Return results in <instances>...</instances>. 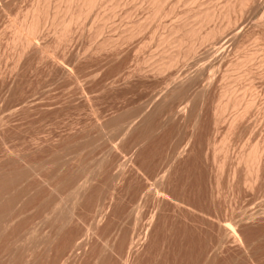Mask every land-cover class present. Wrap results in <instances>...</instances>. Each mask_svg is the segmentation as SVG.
<instances>
[{"label": "rangeland", "instance_id": "374dc122", "mask_svg": "<svg viewBox=\"0 0 264 264\" xmlns=\"http://www.w3.org/2000/svg\"><path fill=\"white\" fill-rule=\"evenodd\" d=\"M5 1L9 2V6ZM5 1L0 0V199L5 195L0 200V214L8 219L10 227L3 230L5 232L0 229L3 234H0V264H264V215L260 212L264 206V181L257 183L256 188L252 187L249 184L251 173L244 171L246 168L242 167L239 159L236 160L241 150L248 147L246 142H250L254 127L235 144L231 138H234L233 129L227 126L233 120L236 109L228 107L223 114L220 113L222 120L214 121L211 116L214 108L211 107L218 103L217 91L220 87L216 86H221L223 81L220 79L210 88L208 96L204 100L202 98L203 101L198 93L206 84L205 78L187 89L191 92L189 94L184 89L171 88L173 81L175 83L176 79L187 76L183 73L190 72L188 75H191L195 72V65L201 62L197 59L200 56L203 58L210 48L214 50L217 45L213 40L228 33L231 26L221 30V35L218 32L216 35L219 37L215 35L210 39L211 45L207 41L198 46L197 52L180 58L181 61L173 64L171 70L168 68L163 73L154 68L156 60L163 57L162 46L158 43L160 33L168 32L183 11L196 9L193 7L197 6V1L166 0L165 6L175 10L162 18L155 10L156 6L148 0H114L116 5L113 10L99 9L98 5H94L71 26L73 37L71 31L62 36L61 25H51L50 20L47 23L43 20L41 30L45 32L41 31L42 38L39 41L36 39V42H48L49 51L39 58L30 49L19 55V47L11 40L14 24L24 19L31 7L29 4L35 0H17L13 1L14 5L12 0ZM254 1L245 5L244 11L248 13L244 17L237 15L238 21L243 19L238 23L247 25L246 39H251L252 26L264 29L261 14L253 10ZM208 2L210 6H218L224 0ZM100 11L106 17H97ZM64 13L59 14L60 20L67 17ZM92 13H95L94 19ZM191 20L187 21L193 24ZM217 22L212 20L208 25ZM128 26L135 28L134 33ZM127 28L130 30L126 32ZM21 56H26V61ZM19 58L23 61L21 65L16 63ZM55 65L60 67L55 68ZM226 68L223 66L221 72ZM259 69L256 65V71ZM168 85L171 89L165 90ZM232 86H235L234 82ZM252 89L249 107L252 110L256 107L253 113H259V117L253 118H260L258 122L261 123L264 120L260 117L264 112V99L261 98L264 97L257 94L255 88ZM161 91L164 95L168 91L170 94L176 91L169 98V94L164 96L168 98L165 106L162 100H158L162 99ZM257 95L262 101L257 100ZM151 101L160 102L159 105L163 106L161 110L158 104L154 105ZM147 106L149 109L152 106V112L154 106L159 110H154L153 115ZM146 111H150L153 117ZM148 116H151L150 119H147ZM239 120L237 122L244 121L243 118ZM129 122L133 127L137 123L141 125L130 129ZM259 133L252 143L263 141L260 138H264V132L261 130ZM221 147L232 151L233 167H229L231 173L228 166L224 168L223 182L218 185L215 181L218 167L212 164L211 157V162L208 158L214 148L219 151ZM223 154L219 151V155ZM25 165V169L28 167L31 170L26 171V177L23 174ZM237 168H243L244 172L237 173L239 177L242 175L243 181L236 176ZM9 175L12 177H7ZM237 184L245 193L238 191ZM236 192L239 193L237 199ZM250 202L261 206L257 208L253 203L254 209ZM249 203L253 211L258 210V216L253 215L255 219L252 216L250 221L245 218L246 224L244 219L240 220L238 209L237 212L234 209L239 205L241 211L244 206V209L248 207L252 211L247 206ZM234 211L239 216L234 215ZM232 217L240 220L242 228L237 225L238 231H241L239 234L243 233L240 235L243 244L225 233L220 225L228 224ZM226 234L227 239L222 238Z\"/></svg>", "mask_w": 264, "mask_h": 264}, {"label": "bare ground", "instance_id": "6f19581e", "mask_svg": "<svg viewBox=\"0 0 264 264\" xmlns=\"http://www.w3.org/2000/svg\"><path fill=\"white\" fill-rule=\"evenodd\" d=\"M3 1H5V0H3ZM8 1H10V0H8ZM13 1L15 2V1H17V0H12V4H13ZM33 1V0H32ZM126 1V0H125ZM166 0H148V2H150L151 4H154L155 6H156V12H157V14H159L160 16L159 17H161V16H167V15H169L170 13H172V11H174L173 10V8H168V7H166L165 6V4H166V2H165ZM185 1V0H184ZM194 1H197L198 2V4H197V6H195V7H193V8H196V9H194V10H186V11H183L184 13H183V15L182 16H179L178 17V19L175 21V22H173L172 23V25H171V29L168 31V32H163V33H160V31L162 32V30H160V31H158L161 35H160V42H158V43H160L161 44V46H162V53H163V57H161V60H159V61H157L156 60V62L154 63V68L157 70V71H160V72H163L164 70H167L168 68L171 70V66L173 65V64H175L178 60H180V58H182V57H189V56H187L188 54H190V53H193L194 51H196V48L198 47V46H200V45H202V44H204V43H207V41H210V39H212V38H215V35L219 32V34H220V31L221 30H223L224 31V28H228V26H229V28H230V26H231V30L228 32V33H223L224 34V36H222V37H219V36H217V37H219V38H216L215 40H213L214 42V44L215 45H217V47L214 49V50H212L211 51V48H210V50L209 51H205V52H207L206 53V55L204 56L203 55V58H202V56H200L201 58H198L197 60H198V62H199V59H200V63H199V65L197 66V65H195V67H197V68H194V70H195V72H192L191 73V75H188L187 74V72L186 73H183V74H186L187 76H183V77H185L184 79H183V77H182V79H181V77H180V80H177L176 79V81H175V83H174V81H173V79H172V84H174L173 86H172V84H171V82H170V86H172L171 88L174 90V89H177V90H179V88L181 89V90H183L184 89V91H187L188 92V94H189V92L190 91H188L187 89H191L190 87L194 84V85H196L197 84V82H199V80L202 82L203 81V78H205L207 81H205V83L207 84H205V86L204 87H202V89L200 90V92L198 93V95L200 94L201 96V100H202V98H203V100L208 96V94H209V90H210V88L211 87H213V85H215V83L217 84V81L219 82V79L220 80H222L223 82H222V84H221V86H216L217 88H219L220 87V89H219V91H217V98H218V101H216V102H218L214 107H211V108H214L213 109V115H211V116H213V119H214V121L215 122H217V121H220V120H222V119H220V113H222L224 110H226L228 107H233V109L235 108L236 109V112H235V116L234 115H232V116H234V118H233V120L229 123V125L227 126V127H229L230 126V128H232L233 129V134H234V138L233 137H231L233 140H234V143H235V141H237L238 142V140L240 139L241 140V138L240 137H243L244 135L243 134H247L246 132H248L249 130H252V129H250V128H252V127H254V130L253 131H251L252 132V134H250V142L249 143H247L246 142V144H248V147H246L245 149H243V150H241V152L239 153V155H238V158L236 159V160H238L239 159V161H240V163L242 164V167L244 166L246 169H244V171L245 170H247V172H250L251 173V178L249 179V184L252 186V187H255V185L257 184V183H259V182H263L264 181V138H262V136H261V138H260V140L261 139H263V141H259V142H257V143H252L254 140H255V138L257 137V135H258V133L259 132H261V130H262V133L264 132V120H262V122L261 123H259L258 122V120L260 119H255L256 117H259L258 115H259V113H258V115L256 114V113H253V110L256 108V107H254V109L252 110V108H250L249 107V105H250V102L252 101V97L251 96H249V95H251L250 94V91H251V89L252 88H255V90L257 91L256 93L258 94L259 93V95H263V97H264V29H263V27H261L262 29H258V28H256L255 27V29L253 28V26H252V30H251V39H246V32L248 31V29L246 30V28H245V26H247V25H244L243 23H238L239 21H242L243 19H242V17H244V15H245V11H244V7H245V5L246 4H249V2H251V1H254V0H224V2L222 3H220V4H218V6H210V3L208 2V0H194ZM214 1V0H213ZM11 2V1H10ZM145 2H147L146 0H145ZM170 2V1H169ZM174 2V1H173ZM176 2H178V1H176ZM185 2H187V1H185ZM255 2V1H254ZM1 3V2H0ZM3 3V2H2ZM5 3H6V1H5ZM8 3V6H9V2H7ZM6 3V4H7ZM126 3V2H125ZM142 3V2H141ZM5 4V6H7ZM17 4V3H16ZM123 4V3H122ZM151 4L149 5V6H151ZM188 4V3H187ZM186 4V5H187ZM190 4H191V2H190ZM194 4H195V2H194ZM195 4V5H196ZM1 5H3L4 6V4H1ZM14 5V4H13ZM29 5H31V7L28 9V12H27V14H25V17H24V19L20 22V21H18L19 19H17V20H14V21H18L19 23H16V24H14V22H13V24H14V30L12 31V33L14 32V35H13V38H11V40H12V43H14L15 45H17L18 47H19V49L20 50H18L17 48V50L18 51H20L19 53V55H22V54H24L26 51L28 52V49H30V52H32V53H34V55L36 54V55H38V58L39 57H41L42 55H44V54H46L49 50H47V44L46 43H48V42H46L45 40V38H44V41L46 42V43H39L38 41H39V39H40V35H41V26H43L42 24H44L42 21L44 20V21H46V23H47V20H50L49 22L51 23V25L52 24H54V25H56L57 24V26L59 25H61L62 26V30H61V34H62V36H63V34L65 35L67 32H69V31H71L70 29L72 28L71 26L74 24V23H76L77 21H79V20H81V17L85 14V12H86V10H88L89 8H91L92 6H94V5H98V7H99V9L101 8V9H104V10H113L114 8H115V1L114 0H35L34 2H33V4H29ZM120 5V4H119ZM175 5V4H174ZM177 5H179V4H177ZM183 5H185V4H183ZM213 5V4H212ZM3 6H1V7H3ZM147 6V5H146ZM169 6V5H168ZM248 6V5H247ZM29 7V6H28ZM148 7V6H147ZM173 7V6H172ZM187 7H189L188 5H187ZM131 8V7H130ZM149 8V7H148ZM251 8L252 7H250L249 9L251 10ZM1 10H2V8H0ZM7 9V8H6ZM95 9V8H94ZM96 9H97V7H96ZM117 9V8H116ZM150 9V8H149ZM153 8H151V10H152ZM176 9H178V6L176 7ZM247 9V8H246ZM98 10V9H97ZM128 10V13L127 14H129V8L127 9ZM131 10V9H130ZM133 10V9H132ZM154 10V11H155ZM254 12L256 11L257 12V14H261L260 15V20L264 23V0H258V1H256L255 2V6H254ZM252 10V11H253ZM89 11V10H88ZM95 11V10H94ZM99 11V10H98ZM150 11V10H149ZM153 11V10H152ZM25 12H26V10H25ZM62 12H65L64 14H66L67 13V17H64V19H59V17H61L59 14L60 13H62ZM96 12V11H95ZM103 11H100V13H98L97 14V17L99 16V17H106L105 15H103V13H102ZM106 12V11H105ZM111 13H112V11H111ZM126 13V12H125ZM125 13H124V15H125ZM182 13V12H181ZM180 13V14H181ZM248 13V12H247ZM246 13V14H247ZM251 13V12H250ZM93 14V13H92ZM95 14V13H94ZM94 14H93V18L92 17H90V18H92V19H94ZM105 14H107V12L105 13ZM108 14H110V13H108ZM174 14H175V12H174ZM241 15L242 17H240L242 20H237V15ZM10 15V14H9ZM42 15V16H41ZM172 15V14H171ZM176 15L178 16V14H177V11H176ZM175 15V16H176ZM255 15V14H254ZM59 16V17H58ZM62 16H63V14H62ZM90 16V15H89ZM92 16V15H91ZM157 16V15H156ZM239 17V16H238ZM22 18H23V15H22ZM150 18V17H149ZM162 18V17H161ZM176 18V17H175ZM189 18H192V20H193V24H191L190 22H188L187 20L189 19ZM239 18V19H240ZM255 18V17H254ZM15 19V18H14ZM98 19V18H97ZM136 19V18H135ZM141 19V18H140ZM139 19V20H140ZM146 18H144V20H145ZM245 19H246V17H245ZM244 19V20H245ZM250 19V18H249ZM13 20V19H12ZM11 20V21H12ZM21 20V19H20ZM99 20V19H98ZM102 20V19H101ZM148 20V19H147ZM191 20V21H192ZM212 20H216V22L217 23H215V24H213V25H208L209 24V22L210 21H212ZM91 21V20H90ZM90 21H88V22H90ZM97 21V20H96ZM95 21V22H96ZM105 21V20H104ZM131 21H133V20H131ZM93 22V21H92ZM98 22V21H97ZM133 22H135V21H133ZM133 22H130V23H133ZM162 22V21H161ZM245 22V21H244ZM42 23V24H41ZM129 23V24H130ZM138 23V22H137ZM136 23V24H137ZM164 23V22H163ZM248 23V22H247ZM261 23V22H260ZM263 23H262V25H263ZM9 24V23H8ZM78 24V23H77ZM82 24V23H81ZM86 24H87V22H86ZM85 24V25H86ZM93 24V23H92ZM96 24V23H95ZM94 24V25H95ZM100 24H101V22H100ZM135 24V23H134ZM143 24V23H142ZM191 24V25H190ZM212 24V23H211ZM253 24V23H252ZM88 25V24H87ZM139 25H140V23H139ZM144 25V24H143ZM160 25V24H159ZM244 25V26H243ZM254 25V24H253ZM257 25H258V23H257ZM10 26V25H9ZM12 26V25H11ZM10 26V27H11ZM60 26V27H61ZM77 26V25H76ZM93 26V25H92ZM99 26V25H98ZM105 26H106V24H105ZM136 26H138V24L136 25ZM264 26V25H263ZM53 27H55V26H53ZM73 27H75V26H73ZM78 27V26H77ZM81 27V26H80ZM89 27H90V25H89ZM96 27V26H95ZM101 27V26H100ZM104 27V26H103ZM129 27V26H128ZM133 27V26H132ZM158 27V26H157ZM160 27V26H159ZM163 27V26H162ZM168 27V26H167ZM250 27V26H249ZM258 27V26H257ZM44 28V27H43ZM55 28H57V27H55ZM85 28H86V26H85ZM126 28V27H125ZM130 28V27H129ZM226 28V29H227ZM251 28V27H250ZM259 28H260V26H259ZM4 29V28H3ZM58 29V28H57ZM56 29V30H57ZM60 29V28H59ZM131 29V28H130ZM130 29H126L125 31L127 32V30H130ZM144 29V28H143ZM85 30H87V29H85ZM93 30H95V28L93 27ZM92 30V31H93ZM100 30H102V29H100ZM105 30V29H104ZM135 30V28L133 29H131L130 30V32H133ZM138 30V29H137ZM164 30V29H163ZM166 30H168V29H166ZM249 30V31H250ZM59 31V30H58ZM91 31V30H90ZM139 31V30H138ZM45 31H42V33H44ZM86 32V31H85ZM95 32V31H94ZM99 32V31H98ZM4 33V32H3ZM55 33H57V32H55ZM60 33V32H59ZM88 33V32H87ZM134 33V32H133ZM132 33V34H133ZM137 33V32H136ZM81 34V33H80ZM80 34H79V36H80ZM92 34V33H91ZM120 34H121V32H120ZM123 34V33H122ZM126 34V33H125ZM248 34V33H247ZM44 35V34H43ZM46 35V34H45ZM72 35H74L73 33H72V31H71V36ZM86 35V34H85ZM93 35H96V33L95 34H93ZM127 35V34H126ZM221 35V34H220ZM47 36V35H46ZM55 36V35H54ZM54 36H52V38L54 37ZM90 36V35H89ZM120 36V35H119ZM132 36V35H131ZM159 36V35H158ZM10 37H12V36H10ZM44 37V36H43ZM73 37V36H72ZM124 37H126V36H124ZM247 37H248V35H247ZM42 38V37H41ZM57 38V37H56ZM65 38V37H64ZM66 38H67V36H66ZM120 38H121V36H120ZM130 38V37H129ZM128 38V39H129ZM36 39L38 40L37 42H36ZM55 39V38H54ZM106 39V38H105ZM109 39V38H108ZM112 39V38H111ZM159 39V38H158ZM51 40V39H50ZM64 40V39H63ZM102 40H103V38H102ZM101 40V41H102ZM110 40V39H109ZM119 40V39H118ZM121 40V39H120ZM125 40V39H124ZM41 41V40H40ZM43 41V42H44ZM48 41V40H47ZM65 41H67V40H65ZM72 41V40H71ZM104 41H106V40H104ZM58 42V41H57ZM68 42V41H67ZM66 42V43H67ZM111 42V41H110ZM110 42H109V44H110ZM211 42L212 41H210V45H211ZM64 43V42H63ZM107 43V42H106ZM212 43V45H214ZM252 43H254V45H252ZM52 44V43H51ZM78 44V43H77ZM101 44V43H100ZM53 45H54V43H53ZM57 45H61V44H57ZM102 45V44H101ZM206 45V44H205ZM209 45V46H210ZM13 46V45H12ZM76 46V45H75ZM187 46L188 47H190V48H188L187 49ZM16 47V46H15ZM101 47V46H100ZM212 48H213V46H211ZM215 47V46H214ZM200 48V47H199ZM15 49V50H16ZM73 49H74V47H73ZM15 51V52H18V51ZM198 50V49H197ZM29 52V53H30ZM52 52V51H51ZM50 52V54H52ZM197 52V51H196ZM71 53V52H70ZM28 54V53H27ZM26 54V55H27ZM196 54V53H195ZM18 55V54H17ZM30 55H31V53H30ZM29 55V59L31 60V56ZM192 55V54H191ZM233 55V57L231 58V56ZM24 56V55H23ZM33 56V55H32ZM46 56H48V55H46ZM53 55H50V57H52ZM59 56V55H58ZM198 56V55H197ZM197 56H195V57H197ZM17 57V56H16ZM22 57V56H21ZM27 57H28V55H27ZM26 56L25 57H22L23 59L24 58H27ZM36 57V56H35ZM76 57H77V55H76ZM21 58V59H22ZM48 58V57H47ZM46 58V59H47ZM52 58H54L55 59V57H52ZM58 58V57H57ZM61 59L63 58V57H60ZM67 58H69V57H67ZM70 58L72 59V56H70ZM16 59V58H15ZM15 59H13V60H15ZM40 59H42V58H40ZM50 59V58H49ZM60 59V60H61ZM158 59H160V58H158ZM25 60V59H24ZM39 60V59H38ZM195 60V59H194ZM26 61V60H25ZM56 61H57V59H56ZM62 61H63V59H62ZM64 61H66L65 59H64ZM181 61V60H180ZM196 61V60H195ZM16 62V61H15ZM20 62V63H19ZM23 62V61H22ZM21 61H20V58L19 59H17V62L16 63H19L20 65H21V63H22ZM27 62H29V61H27ZM179 62V61H178ZM52 63H53V61H52ZM57 63V62H56ZM62 63H64V62H62ZM68 63H70V62H68ZM195 62H193V64H194ZM53 64H55V61H54V63ZM59 64H61V62H59ZM141 64V63H140ZM191 64V63H190ZM18 65V64H17ZM16 65V66H17ZM62 65V64H61ZM64 65V64H63ZM62 65V66H63ZM256 65L259 67V68H261V70L260 71H256ZM58 66V65H57ZM64 66H66L67 67V65L65 64ZM63 66V67H64ZM71 66H72V64H71ZM136 66V65H135ZM175 66V65H174ZM189 66V65H188ZM223 66H225V67H227L226 69H225V71H223L224 70V68H223V72H221V68L223 67ZM60 67V66H59ZM59 67H56V65H55V68H59ZM74 67V66H73ZM140 67V66H139ZM192 67V66H191ZM190 67V68H191ZM173 68V67H172ZM63 69H65L66 70V68H63ZM69 69V68H68ZM71 69H72V67H71ZM70 69V70H71ZM137 69V68H136ZM180 69V68H179ZM183 69V68H182ZM181 69V70H182ZM258 69V68H257ZM58 70V69H57ZM69 70V71H70ZM184 70V69H183ZM193 70V71H194ZM210 70V71H209ZM59 71V70H58ZM72 71V70H71ZM133 71H135V70H133ZM138 71H140V68H138ZM192 71V70H191ZM207 71H209L208 73H207ZM66 73H67V70L65 71ZM73 72V71H72ZM179 72H182V71H179ZM183 72H185V71H183ZM61 73H63L64 74V72H63V70L61 71ZM158 73V72H157ZM164 73V72H163ZM177 73H178V71H177ZM177 73H176V75H177ZM140 74V73H139ZM180 74L181 73H179L178 75L180 76ZM73 75V74H72ZM174 76V75H173ZM172 76V77H173ZM182 76V75H181ZM171 77V78H172ZM178 78V77H177ZM170 79V78H169ZM202 79V80H201ZM174 80H175V78H174ZM232 82H234V84H235V86H232ZM167 83V82H166ZM204 83V82H203ZM201 84V83H200ZM220 84V83H219ZM168 85V87H165L164 89L166 90H170L171 88H170V86ZM170 88V89H169ZM192 88H194V87H192ZM81 89H84L83 87H81ZM186 89V90H185ZM200 89V88H199ZM213 89V88H212ZM176 90V91H177ZM216 90V89H215ZM253 90V89H252ZM176 91H174V93L176 92ZM162 92V91H161ZM160 92V93H161ZM165 92V94H166V91H164ZM178 92H181V91H178ZM187 92H185V93H187ZM157 94H158V92H156ZM160 93H159V95H160ZM171 93H173V92H171ZM173 93V94H174ZM191 93V92H190ZM162 94H163V92H162ZM161 94V96H162V99H158V97H157V95H156V97L155 98H157L159 101H161L162 100V105L163 106H165V103L167 102V99L169 98V96L170 95H173V94H170V92L168 91V94H166V95H162ZM176 94V93H175ZM183 94V93H182ZM187 94V95H188ZM197 94V93H196ZM168 95V98H166V97H164V96H167ZM184 95V94H183ZM186 95V96H187ZM259 95H257V96H259ZM155 95H153V97H154ZM161 96H160V98H161ZM166 98V99H164V98ZM171 97V96H170ZM260 97L261 96H259V98L257 99V100H260ZM157 99H156V101H157ZM163 99L164 100H166L165 102L163 101ZM261 99H264V98H261ZM152 100V99H151ZM202 100V101H203ZM217 100V99H216ZM256 100V101H257ZM153 101H154V99H153ZM213 101V100H212ZM260 101H262V100H260ZM152 102V101H151ZM169 102V101H168ZM159 103L160 102H157V104L159 105ZM189 103V102H188ZM199 103H200V101H199ZM204 103H205V101H204ZM215 103V102H214ZM256 103V102H255ZM149 104V103H148ZM152 104H154V105H157L156 104V102L155 103H153L152 102ZM256 104H259L258 102L256 103ZM261 104V103H260ZM259 104V105H260ZM264 104V102H262V105ZM151 105V104H150ZM162 105H159L160 106V110H161V107H163ZM190 105V104H189ZM197 105H198V103H197ZM200 105V104H199ZM202 105V104H201ZM206 105V104H205ZM214 105V104H213ZM212 105V106H213ZM258 105V106H259ZM145 106V105H144ZM208 106V105H207ZM255 106H257V105H255ZM148 107V106H147ZM152 107V106H151ZM150 107V109L152 110V108ZM187 107V106H186ZM185 107V108H186ZM203 107V106H202ZM209 107V106H208ZM157 109V106H154V108H153V112L149 109V107L147 108V109H149L152 113H153V115H154V112L155 111H157L158 112V110L159 109ZM159 108V107H158ZM184 108V107H183ZM260 108V107H259ZM146 109V110H147ZM202 109V108H201ZM230 109V108H229ZM234 109V110H235ZM258 109V108H257ZM262 109V108H261ZM155 110V111H154ZM184 110V109H183ZM196 110V109H195ZM202 110H204V109H202ZM232 110V109H231ZM142 111H143V109H142ZM148 111V110H147ZM146 111V112H147ZM149 111V112H150ZM185 111V110H184ZM188 111H189V109H188ZM264 111V110H263ZM262 111V112H263ZM149 112H147V113H149ZM260 112H261V110H260ZM261 112V113H262ZM182 113V112H181ZM181 113H179L180 115H181ZM198 113V112H197ZM212 113V112H211ZM210 113V114H211ZM151 113H149V115H150ZM187 114V113H186ZM185 114V115H186ZM202 114V113H201ZM223 114V113H222ZM254 114H256V115H254ZM142 115V114H141ZM143 115H145V116H147L146 114H144L143 113ZM143 115H142V118H143ZM152 115V114H151ZM153 115H152V117H153ZM261 115V114H260ZM210 116V117H211ZM232 116L230 117V118H232ZM253 116H255V118H253ZM140 117V116H139ZM149 117V116H148ZM147 117V119H150V117L148 118ZM207 117V116H206ZM224 117V116H223ZM261 118L262 117H264V112H263V115H261L260 116ZM239 118H243L244 119V121L243 122H237V120H239ZM139 119V118H138ZM137 119V120H138ZM140 119H141V117H140ZM264 119V118H263ZM224 120V119H223ZM132 121L134 122L135 120L134 119H132ZM142 121H144V120H142ZM142 121L140 122V123H142ZM145 121H146V118H145ZM144 121V122H145ZM197 120H195V122H196ZM229 121H230V119H229ZM228 121V122H229ZM239 121H241V120H239ZM130 122H131V120H130ZM130 122H129V124H130ZM133 122H131V123H133ZM143 122V123H144ZM146 122H148V120L146 121ZM194 122V123H195ZM198 122V121H197ZM136 123V122H135ZM138 123H139V120H138ZM137 123V125H141V124H138ZM220 123V122H219ZM128 124V123H127ZM214 124V123H213ZM212 124V125H213ZM133 125H134V123H133ZM137 125H135V127L137 126ZM197 124H195L194 126H196ZM218 125V124H217ZM253 125H255V126H253ZM128 126V125H127ZM130 126H131V124H130ZM129 126V127H130ZM146 126H149V125H146ZM132 128H130V129H135V127H133V126H131ZM144 127H145V124H144ZM150 127V126H149ZM223 127V126H222ZM139 128H140V126H139ZM215 128V127H214ZM229 128V129H230ZM144 129V128H143ZM127 131V130H126ZM128 132V131H127ZM213 133V132H212ZM128 134V133H127ZM249 134V133H248ZM261 133H259V135H260ZM243 135V136H242ZM258 135V136H259ZM264 135V134H263ZM233 136V135H232ZM213 138V137H212ZM211 138V139H212ZM216 139V138H215ZM215 139H214V141H215ZM232 139L230 140V141H232ZM258 139V138H257ZM220 140V139H219ZM218 140V141H219ZM239 140V141H240ZM224 141H225V139H224ZM215 142H217V141H215ZM223 142V141H222ZM211 143V142H210ZM214 143V142H213ZM218 143V142H217ZM216 143V144H217ZM224 143V142H223ZM212 144V143H211ZM231 144V143H230ZM233 144V143H232ZM236 144V143H235ZM238 144V143H237ZM245 144V145H246ZM252 144H254V145H252ZM214 145H215V143H214ZM213 145V146H214ZM221 145V144H220ZM244 145V146H245ZM217 146V145H216ZM230 146V145H229ZM228 146V147H229ZM225 148H227V147H225ZM225 148H223V147H221L220 148V152H223L224 154L223 155H219V151H217L218 150V148H214L213 149V151H212V155L210 156L209 155V160L208 161H210V157H211V159H212V164H214V165H216L217 167H218V170H219V173H218V176L216 175V182L218 183V185L219 184H221V182H223V180H222V178H223V176L225 175H223V170H224V168L225 167H227L228 166V169L230 170V168L232 169V167L233 166H231L232 165V158L233 157H231L230 156V153L232 152L231 150H229V149H225ZM212 150V149H211ZM231 151V152H230ZM206 153V152H205ZM232 154V153H231ZM208 157V156H207ZM20 158H21V156H20ZM235 158H236V156H235ZM16 160V159H15ZM17 160H18V157H17ZM16 160V161H17ZM132 160V159H131ZM205 161H207V160H205ZM130 162V161H129ZM211 162V161H210ZM238 162V161H237ZM134 164V163H133ZM240 165V164H239ZM27 166H29V165H27ZM133 166V165H132ZM211 166H213V165H211ZM210 166V167H211ZM25 167H26V165L24 166V169H25ZM136 167V166H135ZM214 167V166H213ZM230 167V168H229ZM240 167V166H239ZM243 167V168H244ZM31 168V167H30ZM209 168V167H208ZM243 168H241V169H243ZM138 169H140V168H138ZM210 169V168H209ZM214 169V168H213ZM238 169V168H237ZM237 169H235V171L237 170ZM239 170L238 169V172L236 171L235 173H236V176L238 175L237 173H239L240 171H242V170ZM27 170H30V169H28V167H27V169H25L24 171H25V173L23 172V174H25V177H26V171ZM212 170V169H211ZM214 170H216V168L214 169ZM217 170V171H218ZM221 170V171H220ZM229 170H227L228 172H229ZM31 171V170H30ZM30 171H28V173L30 172ZM217 171H216V173H217ZM226 171V170H225ZM244 171H242V172H244ZM74 172V171H73ZM166 172V171H165ZM210 172V171H209ZM214 172V171H213ZM227 172V173H228ZM72 173V172H71ZM215 173V174H216ZM230 173H231V170H230ZM8 174V173H7ZM22 174V178H25L24 177V175ZM30 174V173H29ZM28 174V175H29ZM132 174V173H131ZM162 174H164V173H162ZM213 175H214V173H212ZM229 174V173H228ZM227 174V175H228ZM240 174V173H239ZM242 174V173H241ZM2 175V173L0 172V176ZM68 175H71V174H68ZM74 175V174H73ZM6 176V175H5ZM72 176V175H71ZM75 176V175H74ZM164 176V175H163ZM215 176V175H214ZM241 177H242V175H240ZM4 176H2V178H3ZM7 177H12V176H7ZM68 177V176H67ZM210 177V176H209ZM238 177H239V175H238ZM241 177H239V178H241ZM6 178V177H5ZM9 178L7 179V180H9ZM75 178V177H74ZM160 178V177H159ZM166 178H167V175H166ZM166 178H165V180H166ZM228 178V177H227ZM235 178V177H234ZM238 178V179H239ZM12 179V178H11ZM69 179V178H68ZM67 179V180H68ZM161 179V178H160ZM162 180V179H161ZM240 180H242V178L240 179ZM240 180H238L239 182H241ZM244 180V179H243ZM242 180V181H243ZM247 180V179H246ZM263 180V181H262ZM10 181H12V180H10ZM70 181H72V179H70ZM235 181V180H234ZM7 182V181H6ZM161 182V181H160ZM74 183V182H73ZM163 183H164V180H163ZM228 183V182H227ZM238 183V182H237ZM261 183H260V185H259V187L261 186ZM264 183V182H263ZM226 184V183H225ZM240 184H242V182L240 183ZM162 185V183L160 184V186ZM216 185V184H215ZM236 184H234V185H232L233 186V190L235 189L234 188V186H235ZM224 187V186H223ZM237 187H238V184H237ZM241 187H242V185H241ZM258 187V186H257ZM239 188V187H238ZM243 188V187H242ZM256 188V187H255ZM254 188V189H255ZM261 188H262V186H261ZM57 189V188H56ZM56 189H54V190H56ZM214 189V188H213ZM240 189V188H239ZM245 189V188H244ZM258 190H259V188H257ZM257 189H256V191H257ZM53 190V189H52ZM237 190V189H236ZM235 190V191H236ZM242 189H240V190H238L239 192L241 191ZM262 190V189H261ZM243 192H244V190H242ZM248 191V190H247ZM255 191V190H254ZM264 191V190H263ZM56 192V191H55ZM147 192V191H146ZM150 192V191H149ZM262 192V191H261ZM261 192H259V193H261ZM233 193V192H232ZM237 193V192H236ZM241 193V192H240ZM245 193V192H244ZM251 193V192H250ZM258 193V192H257ZM146 194V193H145ZM238 194L239 193H237V196L235 195V199H237V197H238ZM242 194V193H241ZM256 194V193H255ZM262 194V193H261ZM261 194H259V195H261ZM79 195V194H78ZM77 195V196H78ZM82 195V194H81ZM80 195V196H81ZM258 195V194H257ZM258 195V196H259ZM51 196V195H50ZM242 196V195H241ZM244 196V195H243ZM252 196V195H251ZM263 196V195H262ZM4 197H5V195H4ZM3 196L1 197V199L0 200H2L3 198H4ZM239 197H240V195H239ZM261 197V196H260ZM76 198V197H75ZM213 198H215L216 199V196L214 197L213 196ZM212 198V199H213ZM242 197H240V199H241ZM258 198V197H257ZM257 198H255V200L257 199ZM262 198V197H261ZM264 198V197H263ZM79 199V198H78ZM78 199H76V200H78ZM239 198H238V200H240ZM253 199V198H252ZM237 200V201H238ZM245 200V199H244ZM248 200V199H247ZM258 200V199H257ZM261 200V199H260ZM260 200H259V202H260ZM263 200V199H262ZM227 201V200H226ZM236 201V202H237ZM264 201V200H263ZM263 201H261V202H263ZM78 202V201H77ZM221 202V201H220ZM224 202V201H223ZM223 202H221V203H223ZM228 202V201H227ZM242 202V201H241ZM244 202V201H243ZM247 202H249V200L247 201ZM247 202H245V203H247ZM0 203H1V201H0ZM76 203V202H75ZM220 203V204H221ZM239 203V205H241L240 204V202H238ZM244 203V204H245ZM250 203H252V202H250ZM249 203V205H247V206H249V208H250V206L254 203H252V204H250ZM218 204V203H217ZM223 204H225V203H223ZM243 204V205H244ZM255 204V203H254ZM253 204V205H254ZM258 205H256V206H258L257 208H259V206H261V205H259V203H257ZM263 204H264V202H263ZM238 205V206H239ZM242 205V206H243ZM255 205L254 206H252V207H254V209L256 208L255 207ZM55 206V205H54ZM53 206V207H54ZM223 206V205H222ZM236 207V209H234V210H236V212H237V209H238V211L240 212V217H241V219L238 217V219H240V220H242V219H244V221H245V218L248 220V221H250V220H252V216L253 215H255V214H257L258 213V210H254V211H256V212H254L251 208V210L252 211H250V210H248V207H247V209H244V207H243V210L241 211V210H239V207H240V209H241V206H239V207ZM263 206V205H262ZM246 208V207H245ZM261 208V207H260ZM263 209H264V206H263ZM262 208H261V210H263ZM231 210H232V208H231ZM260 210V212L261 213H263V215H264V210H263V212ZM231 212V211H230ZM235 212V211H234ZM236 212L234 213V215H236V216H239L238 214H236ZM259 212V215L261 214ZM229 213V212H228ZM5 215L7 214V213H4ZM230 214V213H229ZM231 214L233 215V213L231 212ZM1 215V218H0V229H1V231H3V230H5L6 231V229H8L9 227H10V224L8 223V219H6L5 217H4V215H2V214H0ZM257 216H258V214H257ZM256 216V217H257ZM2 217H4V218H2ZM6 217H7V215H6ZM229 217H230V215H229ZM254 217V216H253ZM151 218H153V216L151 217ZM150 218V219H151ZM154 218H155V215H154ZM153 218V219H154ZM225 218V217H224ZM233 219H231L232 221H230V219H229V221H228V218L227 219H225V222H229L228 224H220L221 225V227L223 228V230H224V232L225 233H228L229 235H231V236H233V238H236L237 240H239V242H241L242 241V239H241V237H240V235L241 234H239L241 231H238V228H239V226L241 227V225H239V222H240V220L238 221L237 220V218H236V220H235V218L234 217H232ZM249 218H251V219H249ZM138 219V218H137ZM219 219V218H218ZM253 219H255V217L253 218ZM260 219V218H259ZM221 220V219H220ZM236 222H235V221ZM219 221V220H218ZM9 222H10V219H9ZM152 222H153V220H152ZM219 222H221V221H219ZM234 223V224H232V223ZM242 223H243V221H241ZM222 223V222H221ZM223 223H224V220H223ZM245 223H246V221H245ZM149 224V223H148ZM239 226H238V225ZM241 224V223H240ZM247 224V223H246ZM243 225H245L244 223H243ZM219 226V225H218ZM238 226V227H237ZM247 226V225H246ZM245 227V226H244ZM249 227V226H248ZM242 228V227H241ZM219 229H221V228H219ZM5 231H3V232H5ZM222 234H223V232H221ZM224 233V234H225ZM1 234V236H3V234H2V232L0 233ZM223 234V235H224ZM228 234H226V237L225 236H222V238H226L227 239V236H228ZM21 235V234H20ZM242 235H243V233H242ZM241 235V236H242ZM1 236H0V238H1ZM132 236H134V234L132 235ZM141 236V235H140ZM219 236V235H218ZM21 238V237H20ZM141 238H142V236H141ZM221 238V239H222ZM233 238H231V239H233ZM143 239V238H142ZM235 239V240H236ZM132 240V239H131ZM134 240V239H133ZM220 240V239H219ZM223 240V239H222ZM241 240V241H240ZM137 241V240H136ZM135 241V242H136ZM224 241H225V239H224ZM139 242V241H138ZM220 242H221V240H220ZM132 243V242H131ZM242 244H243V242H241ZM130 246H132V245H130ZM133 247V246H132ZM129 249V248H128ZM129 251V250H128ZM132 252V251H131ZM13 257V256H12ZM9 264H11V263H9ZM96 264V263H95Z\"/></svg>", "mask_w": 264, "mask_h": 264}]
</instances>
